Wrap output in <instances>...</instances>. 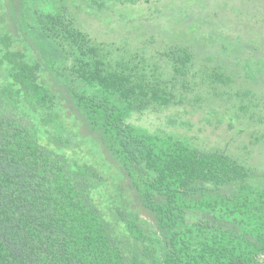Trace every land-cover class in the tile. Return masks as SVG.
<instances>
[{
	"label": "trees",
	"instance_id": "trees-1",
	"mask_svg": "<svg viewBox=\"0 0 264 264\" xmlns=\"http://www.w3.org/2000/svg\"><path fill=\"white\" fill-rule=\"evenodd\" d=\"M142 1L0 0V264H264V170L132 121L199 81L230 127L263 124L264 98L187 45L114 59L70 6ZM237 59L257 82L264 56Z\"/></svg>",
	"mask_w": 264,
	"mask_h": 264
},
{
	"label": "rangeland",
	"instance_id": "rangeland-1",
	"mask_svg": "<svg viewBox=\"0 0 264 264\" xmlns=\"http://www.w3.org/2000/svg\"><path fill=\"white\" fill-rule=\"evenodd\" d=\"M70 6L80 27L114 59L139 54L152 63L169 46L187 45L193 50L196 68L207 63L210 56L213 63L223 59L231 66L234 89L249 88L258 98H264V73L254 83L246 79L242 65L235 64L238 57L264 56V0L113 2L103 12L86 9L81 2ZM200 85L199 81L184 105L138 116L133 123L152 133L181 135L200 149L224 150L264 170V123L240 124L235 118L230 127V118L235 116L233 102L212 97L202 100L201 106L192 104Z\"/></svg>",
	"mask_w": 264,
	"mask_h": 264
}]
</instances>
